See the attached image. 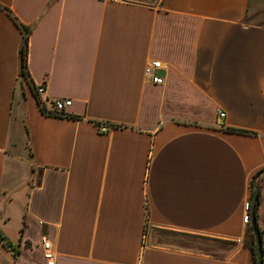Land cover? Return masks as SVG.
I'll list each match as a JSON object with an SVG mask.
<instances>
[{"label":"crops","instance_id":"1","mask_svg":"<svg viewBox=\"0 0 264 264\" xmlns=\"http://www.w3.org/2000/svg\"><path fill=\"white\" fill-rule=\"evenodd\" d=\"M0 4L31 27L46 109L68 97L77 116L42 111L19 78L23 33L0 8V231L18 251L0 242V264H48L43 238L53 264H254L243 214L264 168V0ZM149 59L162 84L145 80ZM155 229L224 244L170 248Z\"/></svg>","mask_w":264,"mask_h":264},{"label":"trees","instance_id":"2","mask_svg":"<svg viewBox=\"0 0 264 264\" xmlns=\"http://www.w3.org/2000/svg\"><path fill=\"white\" fill-rule=\"evenodd\" d=\"M0 8L4 9L11 16V18L16 22V24L20 27V29H21V31L23 33L22 44H21V47H20V69H19V78H20V80H23V79H28L29 80L30 85H31L36 97H37L38 103L40 104V107H41L42 111L45 114L77 118V116L70 115L68 113L66 115H62V114L55 113L53 110L48 111L46 109V103L48 101L46 100L43 103L41 102V99H40V97L37 94L36 87H35L32 79L30 77V73H29V70H28V64H27L28 40H29V34L31 32V27L22 24L8 7H5V6L0 4ZM50 103L53 105L52 101H50ZM227 129L232 130V131H236V132L246 133V134H256V132H254V131H249V130H244V129H238V128H232V127H227ZM260 171H258L252 177L251 191H253V181H254L256 175H258V173H260ZM263 178H264V176H263ZM255 215H256V218H257V213L256 212H255ZM214 241L217 244L216 248H218L219 245L224 244V242H222L220 240H217V239H215ZM0 242H2V244L6 248L12 250L14 253H16V254L18 253V251L14 248L13 244L11 243V241H9L6 238V236L1 231H0ZM246 245L252 250L254 264H256L257 263V251H256L255 244H254L253 229H252L250 224H248V228H247V231H246Z\"/></svg>","mask_w":264,"mask_h":264},{"label":"built area","instance_id":"3","mask_svg":"<svg viewBox=\"0 0 264 264\" xmlns=\"http://www.w3.org/2000/svg\"><path fill=\"white\" fill-rule=\"evenodd\" d=\"M114 1H120V0H114ZM165 65L163 62L159 59H149L144 67V78L147 82L155 83V84H162L164 79L159 74V71L164 69ZM29 81L28 79H26ZM37 94L41 99V102L48 101L47 98L43 97V94L46 90L45 84H39L36 85ZM53 102V111L58 114L66 115L68 107L72 104V99L68 97H60L56 98L54 100H51ZM220 116H225V112L221 111ZM101 131H107L108 127L105 125H102L100 127ZM250 207L251 203L247 201L244 204V214H243V222L245 224L250 223ZM147 229V227H146ZM43 249H44V256L48 261V264L54 263L55 253L53 249L51 248L50 241L47 238H43Z\"/></svg>","mask_w":264,"mask_h":264},{"label":"rangeland","instance_id":"4","mask_svg":"<svg viewBox=\"0 0 264 264\" xmlns=\"http://www.w3.org/2000/svg\"><path fill=\"white\" fill-rule=\"evenodd\" d=\"M149 228V225H147V232ZM154 238L157 243H163V245L170 248L219 253V250L216 248L217 244L214 241L215 239L205 235L155 229Z\"/></svg>","mask_w":264,"mask_h":264},{"label":"water","instance_id":"5","mask_svg":"<svg viewBox=\"0 0 264 264\" xmlns=\"http://www.w3.org/2000/svg\"><path fill=\"white\" fill-rule=\"evenodd\" d=\"M264 175V168L256 175L253 181V191L251 195V207H250V225L253 229L254 235V244L257 251V263L256 264H264V247H263V240L262 234L257 222V218L255 215L256 207L259 201V186H258V179Z\"/></svg>","mask_w":264,"mask_h":264}]
</instances>
